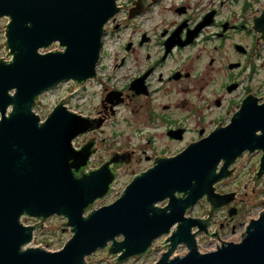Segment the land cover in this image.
Listing matches in <instances>:
<instances>
[{"label":"water","instance_id":"1","mask_svg":"<svg viewBox=\"0 0 264 264\" xmlns=\"http://www.w3.org/2000/svg\"><path fill=\"white\" fill-rule=\"evenodd\" d=\"M118 11L115 0H0L9 57L0 58V264H85L101 249L118 254L117 261L148 255L152 241L175 223L168 250L154 264H264V210L245 225L242 239L207 252L197 250L189 233L193 223L183 219L184 211L202 195L210 196L212 184L226 175H215V166L232 162L246 147L247 133L260 130L259 146H264V104L244 103L229 128L158 160L98 209L91 206L107 190L109 178L101 174L106 165L75 175L85 155L71 141L83 132L84 119L68 111L66 99L43 121L35 113L44 93L64 82L78 88L95 78L105 26ZM54 44L58 47L48 50ZM176 193L186 196L178 199ZM164 199L168 205L155 207ZM52 215L66 220L70 238L56 251L30 246L35 227L21 218ZM179 244L188 251L174 256Z\"/></svg>","mask_w":264,"mask_h":264},{"label":"flooded vegetation","instance_id":"2","mask_svg":"<svg viewBox=\"0 0 264 264\" xmlns=\"http://www.w3.org/2000/svg\"><path fill=\"white\" fill-rule=\"evenodd\" d=\"M124 12L106 26L113 25L118 39L113 53L100 55L94 79L78 88L68 82L65 98L67 109L85 121L83 132L71 141L85 155L75 175L107 168L101 173L109 178L107 190L92 209L114 202L158 160L174 158L229 128L244 103L251 108L264 104V0H130ZM262 136L260 130L247 133L246 147L232 155V162L216 164L215 175H226L212 184L211 195L184 211L198 251L239 241L248 213L264 210ZM166 205L168 199L155 207ZM56 217H23L21 222L35 227L34 241ZM65 222L59 225L70 233ZM176 228L175 223L155 238L148 255L117 261L118 254L103 249L104 261L122 264L165 252ZM187 251L179 244L173 254Z\"/></svg>","mask_w":264,"mask_h":264},{"label":"rangeland","instance_id":"3","mask_svg":"<svg viewBox=\"0 0 264 264\" xmlns=\"http://www.w3.org/2000/svg\"><path fill=\"white\" fill-rule=\"evenodd\" d=\"M6 21L7 20L5 18L0 20V58L8 60L9 57L6 56V52L3 45L4 25ZM111 26L112 24L110 25V27ZM57 47L58 46L54 44L48 50H54ZM68 88H69L68 84H65L64 86L61 87V89L58 90L56 89L54 91L45 93L42 97L39 98L35 107V112L38 113V115L42 118L46 116V114L51 110L52 106L57 101L63 100L67 97L66 92L69 90ZM64 105L68 107L67 103H65ZM257 213H258L257 210H251L248 213L247 222L249 219L255 218ZM61 221H63V218L61 217H56L49 220L47 222L48 227L44 228L43 231L40 230L36 232L34 241L32 244H30V246H39L49 251L58 250L70 237L69 231L64 228H61V226L59 225ZM205 245L207 244H204L202 247H204ZM97 252L93 253L91 258L87 260L88 263L86 262L85 264H107V262H105L104 260L108 259V257L106 256L104 250L101 249ZM201 252H206V251L201 250ZM158 256L159 254L155 253L154 255L149 257L147 256L144 258H134V259L126 260L122 264H154ZM174 256H178V254L177 255L174 254Z\"/></svg>","mask_w":264,"mask_h":264},{"label":"built area","instance_id":"4","mask_svg":"<svg viewBox=\"0 0 264 264\" xmlns=\"http://www.w3.org/2000/svg\"><path fill=\"white\" fill-rule=\"evenodd\" d=\"M127 2L128 0H117V4L121 7L127 5ZM115 45H116V41L113 38L107 36L105 38V43H104V53L112 54L115 48Z\"/></svg>","mask_w":264,"mask_h":264}]
</instances>
